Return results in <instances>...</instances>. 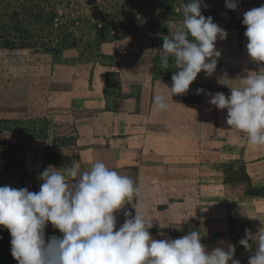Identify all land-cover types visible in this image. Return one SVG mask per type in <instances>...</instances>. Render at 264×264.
<instances>
[{
  "label": "crops",
  "instance_id": "1",
  "mask_svg": "<svg viewBox=\"0 0 264 264\" xmlns=\"http://www.w3.org/2000/svg\"><path fill=\"white\" fill-rule=\"evenodd\" d=\"M119 71L123 97L105 95L104 79L94 78L91 82L94 76L83 75L87 80H81L85 83L76 90L56 92L52 99L47 95L31 96L34 101L25 110L17 109L14 100L8 102L7 109L1 108L0 103V187L38 192L42 183L40 173L49 166L60 170L74 161L83 172L93 162L102 161L140 187L143 198L133 203L147 208L154 239H177L198 231L207 251L217 247L227 251L231 244L235 246L234 259L249 264L255 251H245L239 246L234 217H222V213L217 217L207 216L209 211L226 210L224 190L228 177L224 168L231 164L237 169L232 161L239 153L238 148L222 140L224 137L209 135V131L231 130L235 131V140L240 137L239 131L227 125L226 109L224 118L214 117L216 107L210 104L208 93L230 96L231 88L242 87L243 81L235 80L233 73L220 75L217 68L211 77L203 72L197 79L203 82V98L200 94L199 101L192 102L191 89L172 98L170 77L154 76L144 67L135 76L123 68ZM249 71L255 72L253 68ZM224 77L226 81L221 80ZM158 94L169 98L168 111H154V97ZM52 104L56 106L54 109ZM243 134L242 150L252 160L245 171L249 184L262 189L255 181L264 179V160L254 157L264 147L249 146ZM230 137L234 139V135ZM69 183H72L70 179ZM245 191L241 197L249 200L246 205L251 200H264V196L247 195ZM125 211L135 215L133 206L125 205L115 214L117 230L124 223ZM3 234L9 247L0 264H18L11 254L10 231L3 227ZM62 235L51 223L45 230L46 241Z\"/></svg>",
  "mask_w": 264,
  "mask_h": 264
},
{
  "label": "clouds",
  "instance_id": "2",
  "mask_svg": "<svg viewBox=\"0 0 264 264\" xmlns=\"http://www.w3.org/2000/svg\"><path fill=\"white\" fill-rule=\"evenodd\" d=\"M202 5L203 0H186L183 26L164 36L158 50L162 68L168 67L171 57L178 69L169 88L172 98L187 94L201 72L208 77L215 73L221 56L216 42L228 37L212 17L202 14ZM226 7L236 10L238 0H226ZM242 23L248 56L264 64V5L245 12ZM241 80L243 86L231 88L230 96L208 93L209 102L227 110V125L244 133L249 146L264 147V68L249 71ZM203 92L197 90V94ZM153 108L168 111L169 98L156 95ZM40 179L38 192L0 187V226L10 231L11 254L18 264H240L234 259L235 246L209 252L198 231L177 239H154L147 208L133 203L143 198L140 187L102 161L93 162L83 172L74 161L60 170L49 166ZM128 204L135 215L125 211L124 223L117 230L115 214ZM49 223L62 238L52 236L46 241ZM253 243L256 250L249 264H264V227L255 234L246 229L245 238L239 241L247 250Z\"/></svg>",
  "mask_w": 264,
  "mask_h": 264
},
{
  "label": "rangeland",
  "instance_id": "3",
  "mask_svg": "<svg viewBox=\"0 0 264 264\" xmlns=\"http://www.w3.org/2000/svg\"><path fill=\"white\" fill-rule=\"evenodd\" d=\"M219 1L203 0L202 5V14L205 17H212L213 21L228 33L226 40L218 39L216 42V49L221 52V56L217 61V71L220 75H231L233 73L232 76L235 77V80L239 79L241 83V79L246 77L249 68H253L255 72H258L261 68H264V64H258L248 56L246 48L248 41L244 35L246 28L235 29L230 28V25L236 20H243L244 13L257 6L250 5L239 8L235 13L229 14V12L225 13V10L217 6ZM139 6L138 1L121 0L118 6L119 10L116 13L107 14L106 17L98 13L96 9L84 10L83 18L99 25H105L107 19L120 20L124 23L141 20L144 25L131 34L115 32L111 28L104 30L103 26L100 30L85 28L78 34V38H83L85 42L82 41L83 44H80L78 48L60 54H47L42 51L35 52L34 50L17 52L0 50L1 108L7 109L8 102L14 100L17 103V109L25 110L34 101L33 97L37 95H47L49 99H52L56 92H72L85 83L81 80H87L83 78V75H87V77L89 75L94 76L91 78V82L94 78L96 80L99 78L104 79L105 95L123 97L125 94L121 83L122 72L119 71L120 68L129 72L130 76H135L136 71L144 67L149 69L154 76L170 77L172 79L173 74L178 71L174 59L170 57L168 67L162 68L158 50L162 48L163 42L160 40H163L164 36H170L171 30L175 31L183 26L182 19L168 22L169 30L166 32L160 29L156 30L155 27L150 26V23L161 22L164 20L163 17L157 11L149 12L146 17H142L140 13L132 11ZM253 65H255V68ZM95 68H97L96 73L94 72ZM200 75L203 76V72L198 76ZM216 76L220 77L218 74ZM197 79L190 86L192 102L199 101L198 96L200 94H197V90L203 89V82H198ZM221 80L226 81V77L221 78ZM201 94L203 98V93ZM31 96L33 97L30 98ZM27 101H29V105L24 104ZM49 102L51 103L50 100ZM50 103L48 104L49 107ZM54 107L56 106L52 104L51 109H54ZM216 110H218V113H216ZM216 110L214 117L217 116V118L222 119L226 116L223 113L224 110L217 108ZM241 133L239 139L235 140V131L222 129L209 131V135H217V138L221 139L224 137L222 140L228 146L232 145L234 148H238L239 153L237 154L238 157L236 156L235 160L232 161V164L237 165V169H232L231 164L224 168V172L228 177V184L224 190V200L228 204L226 210L207 212L209 217H217L221 213L222 217L225 215L234 217V230L239 240L245 238L246 229L255 234L260 228L264 227V200H251V204L246 205L245 203L249 200L241 197L247 184L242 172L246 171L247 164L252 161L249 159V155L242 150L243 139H241ZM226 134L227 136H224ZM229 135H234V139L228 138ZM243 136L246 138L245 134ZM257 157L260 161L264 160V150H257L254 159ZM240 168H242L241 171ZM255 185L263 188L264 179H256ZM229 204H233V206ZM239 246L243 250L249 251L243 245L239 244ZM251 250H256L255 243L252 244Z\"/></svg>",
  "mask_w": 264,
  "mask_h": 264
},
{
  "label": "trees",
  "instance_id": "4",
  "mask_svg": "<svg viewBox=\"0 0 264 264\" xmlns=\"http://www.w3.org/2000/svg\"><path fill=\"white\" fill-rule=\"evenodd\" d=\"M121 0H0V50L28 51L60 54L78 48L85 40L78 34L85 28L104 30L114 29L115 32L131 34L143 26L141 20L128 21L105 20V25L91 23L83 18L85 9H96L103 17L116 13ZM140 3L132 11L146 17L149 12L157 11L164 20L150 23L156 30H169L168 22L182 19V5L186 0H135ZM190 2V0H187ZM264 5V0H238L236 10L226 7V0H220L219 8L225 13L233 14L239 8ZM125 18V17H124ZM243 20H236L230 28H246ZM160 40V39H159ZM83 41V43H82ZM163 42V40H160ZM91 44V43H89ZM234 169V167H231ZM242 168H240V171ZM242 176L249 184L250 179L245 170ZM228 180V179H227ZM247 195L264 196V188L258 189L248 185ZM9 243L0 226V259L8 249Z\"/></svg>",
  "mask_w": 264,
  "mask_h": 264
}]
</instances>
